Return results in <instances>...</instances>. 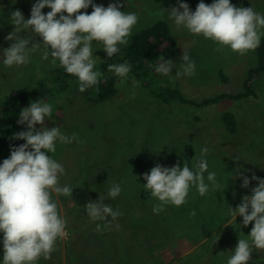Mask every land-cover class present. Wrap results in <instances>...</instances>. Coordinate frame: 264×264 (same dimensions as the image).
<instances>
[{"label":"rangeland","instance_id":"374dc122","mask_svg":"<svg viewBox=\"0 0 264 264\" xmlns=\"http://www.w3.org/2000/svg\"><path fill=\"white\" fill-rule=\"evenodd\" d=\"M36 2L0 0V104L5 93L30 88L60 66L57 60L53 67L51 57L43 60L42 49L31 53L30 62L25 65L3 64V50L12 43L6 37L14 31L11 13L20 10L27 20ZM117 2L123 5L121 11L138 15L132 35L158 20L166 21L179 45L177 55L171 59L172 69L182 71V56L187 53L195 62V75L177 77L153 71L157 87H176L187 101L165 102L155 98L129 74L121 85L122 78L115 73L119 92L106 102L89 101L86 89L81 92L77 82L64 93L56 92L42 99L53 106L51 116L45 118V126L58 127L65 135L74 134L78 139L65 144L57 141L56 151L48 153L64 167L60 184L71 187L73 195L52 193L57 210L66 221L67 235L57 240L50 259L41 257L37 264H227L239 237L247 239L245 236H250L254 226L253 222L244 227L242 217L227 214L228 206L235 210L242 197L250 196L251 189L258 186L251 181L249 188H243V179L237 174L242 171L249 180L253 174L264 179V73L254 84V94L246 98H223L201 107L191 105L189 100L201 103L213 96L243 92L248 72L257 64L256 50L241 55L230 47L192 34L183 26L177 29L165 11L178 7V0H93L104 7ZM179 2L189 4L195 12L201 0ZM203 2L211 5L214 0ZM230 3L238 8L252 7L264 15V0H230ZM92 10L90 6L81 11L91 14ZM50 11L43 9L44 14ZM20 35L32 43H43L31 31ZM128 44L120 46L121 52L109 58L103 51V43L93 41L95 66L121 56ZM38 100L31 97L21 111ZM227 113L233 114L237 121L235 133L227 129L224 120ZM23 126L27 129L26 124ZM36 128L40 130L41 125ZM203 148L209 149L203 156L222 186L210 189L204 196L191 186L185 204L179 207L167 204L163 211L155 213L153 206L160 202L146 192L143 175L157 164L172 167L179 163L183 168L187 162L191 169L192 163L201 158ZM10 154L0 159V165ZM114 184H119L122 191L113 199L107 193ZM100 196L105 197L104 202L114 211L122 213L107 229L103 228L107 221L93 220L85 209L87 203L98 201ZM111 219L109 216L108 221ZM218 220L223 221V229L209 230L207 237V227ZM97 224L102 226L99 232ZM3 255L0 232V264ZM249 264H264V250L253 247Z\"/></svg>","mask_w":264,"mask_h":264},{"label":"clouds","instance_id":"9594fccd","mask_svg":"<svg viewBox=\"0 0 264 264\" xmlns=\"http://www.w3.org/2000/svg\"><path fill=\"white\" fill-rule=\"evenodd\" d=\"M90 6L93 9L91 14L81 11ZM122 7L119 2L104 7L94 4L93 0H37L27 20L20 10H16L10 17L14 31L6 37L12 43L3 50V64L6 67L25 65L30 62L31 53L42 49V59L51 57L53 67L58 60L68 74L78 78L79 90L84 92L86 88L97 85L102 75L94 71L93 41L102 42L103 51L111 58L121 52L120 46L129 43L128 38L138 23V15L121 11ZM45 8L51 11L44 14ZM165 12L170 14L169 18L177 29L183 26L192 34L202 35L241 55L258 48L261 35H264L261 31L264 29V15L252 7L238 8L230 0H214L211 5L201 0L195 12L191 11L189 4L178 0V7ZM26 31L41 37L43 43H32L20 35ZM173 65L172 60H161L155 70L168 75ZM195 67V62L183 53L182 71L176 75H195ZM130 70L131 65L127 62L108 66V71H114L122 78L121 85ZM52 111L53 106L41 99L31 102L30 107L21 111L18 123L26 124L28 130L15 133L13 139L26 143L12 147L10 157L0 165L3 264H37L41 257L50 259L57 240L67 235L66 221L59 214L52 193L72 196L73 189L60 184L59 178L65 174V169L48 153L56 151L57 141L65 144L78 138L74 134L71 137L65 135L58 127L49 129L45 126V118L51 116ZM37 124L41 125L40 130L36 128ZM208 151L207 148L201 150V158L192 163L191 169L187 162L183 168L179 163L172 167L157 164L143 175L147 181L144 185L146 192L160 202L153 206L155 213L163 211L167 204L177 207L185 204L191 186H195L201 196L222 186L217 181L216 172L209 171L208 161L203 156ZM237 177L243 179V188H249L251 181H256L258 186L251 189L250 196L242 197L235 210L228 206L227 214L242 217L244 227L253 222L254 226L250 236H245L247 239L239 237L227 264H249L253 247L264 250V179L253 174L249 180L242 171ZM121 191L120 185L114 184L107 195L114 199ZM104 201L105 197L100 196L98 201L87 203L85 209L93 220L107 221L103 225L107 229L122 213L114 211ZM109 216L111 221H108ZM116 227L119 228L118 223ZM101 229L102 226L97 224L96 230L99 232ZM241 235L244 236L243 233Z\"/></svg>","mask_w":264,"mask_h":264},{"label":"trees","instance_id":"16d2710c","mask_svg":"<svg viewBox=\"0 0 264 264\" xmlns=\"http://www.w3.org/2000/svg\"><path fill=\"white\" fill-rule=\"evenodd\" d=\"M255 50L257 64L249 70L243 92L235 95L213 96L203 100L201 103L189 100V103L201 107L202 105L217 103L218 100L223 98L241 99L253 95L254 84L264 73V38L261 39L260 46ZM178 51V42L173 36L169 24L164 20H158L149 27L137 31L132 35L124 54L94 66V71H99L102 75L98 78L100 82L97 85L86 88L87 99L93 103H103L116 97L119 90L113 75L114 71H108V66L109 64L119 65L127 62L131 65V70L128 74L143 85L155 98L165 102L187 101L183 98L182 92L178 88L169 86L157 87L154 84L156 77L153 71L158 66L159 61L171 60L177 55ZM176 72V70L172 69L171 74L176 75ZM73 82L79 83L78 78L68 74L63 67L58 66L51 72V75L39 79L34 86L13 89L3 95L0 104V159L6 156L8 152H11L12 147H18L26 143L23 140L13 139L15 133L27 131L23 125L18 123L21 106L31 97L42 100L49 98L56 92L64 93L74 85ZM224 120L229 132L235 133L237 121L234 115L227 113L224 116ZM222 222V220L212 222L210 227H207V237L209 230L215 228L216 231H219L223 229Z\"/></svg>","mask_w":264,"mask_h":264}]
</instances>
